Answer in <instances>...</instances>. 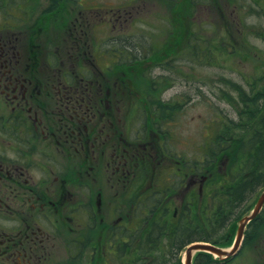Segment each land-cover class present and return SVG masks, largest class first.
<instances>
[{"label": "flooded vegetation", "instance_id": "af4514ba", "mask_svg": "<svg viewBox=\"0 0 264 264\" xmlns=\"http://www.w3.org/2000/svg\"><path fill=\"white\" fill-rule=\"evenodd\" d=\"M27 1L17 0L6 13H0V264H52L53 251L60 245L66 253L72 248L78 251L88 242L96 248L85 233H96L106 191L110 193L107 206L117 210L113 222L104 223L107 239L129 229L123 221L132 222L136 203L150 207L147 212L140 209L142 216L160 217L163 224L177 229L171 233L174 239L180 241L182 228L178 227L186 217L198 220L190 238L207 239L211 227L206 220L211 213L205 164L192 169L180 154L168 155V148L158 146L155 129L149 133L157 139L149 134L141 141L138 131L131 137L124 129L133 116H118L123 85L127 88L122 83L126 72L116 76L112 86L107 85L97 62V57L105 58L103 54L94 61L92 55L80 53V17L100 8L92 10L79 3L76 15L75 0H40L36 10L24 5ZM102 9L107 24L129 14L120 7ZM28 10L31 14L25 17L22 12ZM124 48L126 51L109 48L108 60L115 62L122 53L131 62L143 59L140 53L135 55L138 48ZM80 59L90 63V70L85 67L81 71ZM93 65L96 71H92ZM105 66L109 70L110 65ZM109 92L114 98L120 93L115 107L108 103ZM144 103L148 105L146 98ZM165 115L160 116V122ZM157 119L154 114L143 116L144 127H155ZM154 145L157 154L152 156ZM156 156L171 160L178 170L170 168L163 174L160 169L156 172L154 165L149 177L143 179L138 169ZM100 171L105 177L99 186ZM163 175L168 181L178 179L177 184L167 185L161 180ZM128 189H132V204L123 212L118 206L124 208L121 204L129 197ZM249 191L243 188V202ZM194 202L197 206L192 207ZM235 205L236 210H242L241 203ZM221 215L227 223L230 215ZM259 215L246 225L244 238L258 229L263 219ZM205 228L208 233L201 235ZM155 232L149 226L145 230L147 236Z\"/></svg>", "mask_w": 264, "mask_h": 264}, {"label": "rangeland", "instance_id": "374dc122", "mask_svg": "<svg viewBox=\"0 0 264 264\" xmlns=\"http://www.w3.org/2000/svg\"><path fill=\"white\" fill-rule=\"evenodd\" d=\"M39 1L28 0L24 5L36 10V6L40 5ZM16 2L17 0H0V10L4 11L3 3L13 5ZM79 3L83 4L84 8L92 7V10H96L95 7L101 8L97 13L87 12L86 17H80V24H77L81 55H92L95 61V56L103 54L105 58L97 57L98 61H96L105 72L106 78L103 82L107 85L112 86L114 78L120 77L122 72L127 74L125 81L122 82L127 88L123 85L125 89L124 97L121 99L123 104L117 115L123 119L129 116L133 118L131 124H127L128 129L124 126V130H127L131 137L138 131L141 141L149 134L154 139L158 138V146H165L171 150L168 151V155L170 152L172 154L182 152L192 161L201 159L197 146L202 142L210 141L206 147L213 148V135L217 129L219 113L231 118L236 116L232 105L222 97L224 94L229 101L231 100L232 89L227 83L235 80L244 85L245 78L255 79L264 66V41L258 37V30L264 26V0H75L76 15L80 7ZM105 7L113 9L120 7L122 10H129V14L120 21L110 20L107 24L102 20V17L104 18L102 8ZM82 11L86 12L85 9ZM22 13L25 17L31 14L30 10ZM118 13L125 15L124 11ZM0 23H2L1 19ZM9 24L13 25V21ZM108 41L111 44L108 45L106 43ZM124 46L138 48L135 55L140 53L143 59L131 62L122 53L117 61L108 60L106 51L109 48L126 51ZM86 51L88 55L85 54ZM144 61L146 63H143ZM80 62L81 71L85 67L90 70V63L85 64L86 61L82 59ZM107 64L110 65L109 70L105 69ZM92 71H96L95 66ZM224 90L229 91L230 94ZM117 96L114 98L112 92L108 93L110 106L115 107ZM144 98L148 100V105L144 103ZM150 114L156 115L158 119L154 122H157L156 126H149L148 130L144 127L146 122L143 121V116ZM160 114H166L164 123L159 121ZM145 128L148 131H145ZM154 129L157 138L154 137V133H149ZM228 143V140L224 141L220 146L221 149L227 150L223 158H220L223 156L220 154L217 158L213 157L212 163L205 161L206 165L210 164L209 169L213 164L212 170L218 172L219 166L224 169L223 160L229 158L228 153L237 155L235 153L241 149V146L235 145L229 148ZM152 150V156H155L157 154L155 145ZM250 154L252 153L242 154L240 157L246 158ZM153 160H145L138 169L143 179L149 177V171L154 165L156 172L160 169L163 174L168 173L167 169L175 168L171 160L159 159L158 156ZM241 162V171H243L246 161ZM228 164L227 162V168L221 174L228 171ZM233 166L235 165L232 163L230 169H233ZM134 170L137 171L135 166ZM216 174H214L215 178ZM99 175L100 186L104 182L105 175L102 171ZM161 180L167 185L171 183L173 185L177 184L178 179L171 178L168 181L163 175ZM260 181L261 176L257 178L254 175L251 182L255 185L245 183L246 187L253 191L242 204H249L248 202L260 193L264 187L263 183L258 184ZM131 191L132 189H128L129 197L126 203H124L126 197L120 199L124 203L121 204L124 208L120 206L118 208L123 212L130 210L128 206H131L130 201L133 197ZM103 198L105 203L101 206L102 212L99 217L101 221L95 223L96 233H85L88 241L96 244V248L88 242L84 248L79 247L81 249L78 251L72 248V252L66 253L60 245L53 251L52 264H102L104 258L110 256L108 246L105 244V235L108 232L103 226L104 223L109 225L113 222L117 210L114 209L115 207L111 210L107 206L106 200L110 199L109 191L104 192ZM235 206V204L229 206L230 210L227 212L230 216L232 214L238 216ZM262 207L261 214L264 217V203ZM135 208V216H138L142 214L140 209H145L147 212L150 207L147 203H136ZM138 217L142 219L140 227L144 226L147 220L143 216ZM235 219L236 217L233 220ZM126 221L127 219L123 221L124 225H129ZM206 223L210 226L208 220ZM236 225V221H227L224 227L230 234L222 237L223 234L219 233L222 238L218 243L219 246L224 249L229 248L235 239ZM259 225L251 236H245L239 250L232 255L228 264H264V220ZM129 227L135 231V222L132 221ZM207 233V228L200 230L201 235ZM127 235H133V232L127 231ZM214 235L216 233L212 232L206 236L212 238ZM124 240L133 242L129 237H125ZM164 251L165 249H162L163 253ZM156 252L157 255L161 254L159 251ZM183 253H185L183 249L178 253L180 263ZM163 256L166 263L177 264L175 252ZM213 256L218 258L216 255ZM111 259L112 255L108 264H117L118 254L115 252V256ZM191 262L195 263L194 260Z\"/></svg>", "mask_w": 264, "mask_h": 264}, {"label": "trees", "instance_id": "16d2710c", "mask_svg": "<svg viewBox=\"0 0 264 264\" xmlns=\"http://www.w3.org/2000/svg\"><path fill=\"white\" fill-rule=\"evenodd\" d=\"M258 31V37L264 41V26H261ZM227 85L230 89H232V94H230L227 90L224 91L230 94L231 100L229 101L224 94L222 97L228 101L230 105H232L234 112H236V116L231 118L225 114L222 115V113H219L220 116L217 121V129L213 135V148L207 149V145L205 146L207 149L204 153L205 159L208 163H210L215 155L227 153V150L225 148L221 149L220 146L224 141L228 140L229 143L227 145L229 148L235 145L241 146V149L236 152L235 155L238 154L241 156L242 154L252 153L250 154L251 157L248 155L246 158L239 160V163L242 164L241 161H246L244 163L245 167L243 170L245 172L252 171L257 178L261 176V181L258 184H264V66H262L255 79L251 80L245 78L244 85L236 82L235 80L230 81ZM228 154L232 155L233 153ZM237 178L243 180L242 176H237L235 179ZM215 179V177L210 179V181H212L210 184V193L213 194L209 197V212L211 213V217L208 219L211 230L216 233V235L213 236V242L219 241L217 236L221 230L220 228H222L221 222L223 220L221 213L226 211V207H222V204H220L221 190L219 187L218 190L216 189L218 179ZM238 179L236 180L238 182L235 183V185L240 186L238 192L239 196H241V194H243V188L246 186V182L244 181L241 183ZM254 182L249 183L255 185ZM230 195L235 196V192ZM191 205L192 207L197 206L193 203ZM148 218L150 220L149 225L151 222L155 225L154 230L156 231V236H150L151 234L145 236V242H147V239L150 238L148 242L151 244L150 240H152L155 246L150 245L149 247L151 249L149 250L148 247H145L146 245L144 241H142V234L140 233V230H138L133 236H127L131 238V241L133 242H126L125 240L117 238V241L115 242L117 244L113 247V250L116 254H118L117 264H170L166 263L163 254L172 255L171 252H175L177 255L176 263L181 264L178 259L179 250L183 248L185 243L193 241L190 238L189 233L192 229L191 226L197 221H193L191 224L186 217V220L180 224L181 227H178L182 228L179 241L174 239V235L171 234L172 231L177 229H173L167 224H163L161 219L156 221L157 218L154 216ZM183 228H185V230ZM166 229L169 230V232ZM186 229L189 230V232H186ZM186 236H189V238L186 239ZM162 237H166L168 240H171L170 243H166L168 246L166 244L161 246L163 245L161 244L163 241ZM162 249H165L164 253L162 252ZM153 251H155L156 255L155 253H151ZM156 251L161 252V258L159 257L160 255H157ZM115 252L111 254V252L108 251V254L110 256L112 255V259L115 256ZM150 255L152 257H150ZM110 256L104 258L102 264H108L110 262ZM161 259L163 262L160 263L159 260ZM194 262V264H224L225 261L214 259L210 253L200 252L195 256Z\"/></svg>", "mask_w": 264, "mask_h": 264}, {"label": "water", "instance_id": "95a60500", "mask_svg": "<svg viewBox=\"0 0 264 264\" xmlns=\"http://www.w3.org/2000/svg\"><path fill=\"white\" fill-rule=\"evenodd\" d=\"M263 200H264V190L261 193V196L258 198L257 204L255 205V207H254L253 211L251 212L250 216H246V217H244V218H242L240 220L239 229H238V233H237L238 241L235 242V244L233 245L231 250L228 251V250L222 249V248H220L218 246L216 247V246L208 244V243H206V244L194 243V244L189 245V246H187L185 248L186 255H185V258L183 260V263L184 264H191V262H190L191 261V256L195 252L194 250H205V251L207 250V251H210V252H212V253H214L216 255L218 254L219 257H225V256H228L229 254H231L235 250V248L237 247V244H238V242H239V240L241 238L240 234H241L242 229L244 227L243 226L244 223L248 219H250V217H253L254 215H256V212L259 210L261 204L263 203L262 202Z\"/></svg>", "mask_w": 264, "mask_h": 264}, {"label": "bare ground", "instance_id": "6f19581e", "mask_svg": "<svg viewBox=\"0 0 264 264\" xmlns=\"http://www.w3.org/2000/svg\"><path fill=\"white\" fill-rule=\"evenodd\" d=\"M137 216V215H136ZM136 216H133L131 219H132V221H134L135 222V226L136 227H140V224H141V221H142V219L141 218H139L138 216H142L141 214H139L137 217ZM131 223V222H130ZM130 225V224H129ZM152 229H155V225L154 224H152ZM162 261V259L161 260H159V262H161Z\"/></svg>", "mask_w": 264, "mask_h": 264}]
</instances>
